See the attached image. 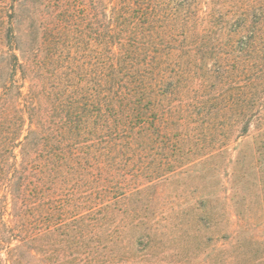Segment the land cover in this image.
<instances>
[{"label":"trees","instance_id":"trees-1","mask_svg":"<svg viewBox=\"0 0 264 264\" xmlns=\"http://www.w3.org/2000/svg\"><path fill=\"white\" fill-rule=\"evenodd\" d=\"M260 105L264 0H0V264H108L129 168Z\"/></svg>","mask_w":264,"mask_h":264},{"label":"rangeland","instance_id":"rangeland-1","mask_svg":"<svg viewBox=\"0 0 264 264\" xmlns=\"http://www.w3.org/2000/svg\"><path fill=\"white\" fill-rule=\"evenodd\" d=\"M261 107L189 125L180 153L129 168L131 191L103 234L108 264H264Z\"/></svg>","mask_w":264,"mask_h":264}]
</instances>
